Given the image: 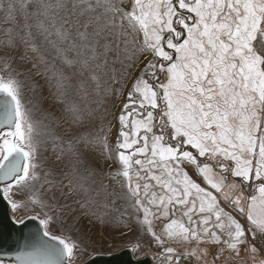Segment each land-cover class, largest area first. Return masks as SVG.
Masks as SVG:
<instances>
[{
    "label": "snow or ice",
    "instance_id": "6c2138e0",
    "mask_svg": "<svg viewBox=\"0 0 264 264\" xmlns=\"http://www.w3.org/2000/svg\"><path fill=\"white\" fill-rule=\"evenodd\" d=\"M3 202L39 226L0 264L111 222L156 264H264V0H0Z\"/></svg>",
    "mask_w": 264,
    "mask_h": 264
},
{
    "label": "water",
    "instance_id": "95a60500",
    "mask_svg": "<svg viewBox=\"0 0 264 264\" xmlns=\"http://www.w3.org/2000/svg\"><path fill=\"white\" fill-rule=\"evenodd\" d=\"M38 226V220H26L25 225L13 223L11 209L7 207L6 202L0 203V255H10L17 243L29 233L35 232ZM128 248L96 254L78 264H154L150 256L136 258L132 252L128 251Z\"/></svg>",
    "mask_w": 264,
    "mask_h": 264
},
{
    "label": "crops",
    "instance_id": "0c3cea01",
    "mask_svg": "<svg viewBox=\"0 0 264 264\" xmlns=\"http://www.w3.org/2000/svg\"><path fill=\"white\" fill-rule=\"evenodd\" d=\"M120 104H121V101H120ZM120 104H119V106H120ZM113 111H115V109H113ZM114 133H115V129H114ZM29 215H33V213H29ZM136 236H137V232H136L135 225H133L132 231H129L127 228H124L122 225H118L115 222H111L107 225L97 223L95 226L90 227V231L88 232V236L86 238H83V239L85 242H88L87 239H89L90 237H93V238H90L89 241H92V242H98L99 241V242L104 243L109 238L110 241L108 240L109 241L108 243H111L113 241H115V242L125 241L128 238L134 240ZM127 244H129V243H127ZM84 248L87 249L86 247H84ZM105 249L106 248L104 247L103 250H105ZM145 256H151V255L146 253L139 258H143Z\"/></svg>",
    "mask_w": 264,
    "mask_h": 264
},
{
    "label": "rangeland",
    "instance_id": "374dc122",
    "mask_svg": "<svg viewBox=\"0 0 264 264\" xmlns=\"http://www.w3.org/2000/svg\"><path fill=\"white\" fill-rule=\"evenodd\" d=\"M115 104H116L115 110H117L119 107L120 101H115ZM21 213L24 215L23 212H21ZM28 215H29V213H28ZM161 226L162 225L158 224L157 229H159V227H161ZM90 238H93V237H90ZM89 239H87L88 242L84 241V244L81 245L82 247L87 248V249H85L87 254L83 255L78 263H81V262L89 259L91 256L96 255V254L116 252L122 248L129 247V244H127V243H129L130 240L132 241V239L128 238L125 241H120V242L113 241L111 243H108L110 241V239L108 238L104 243H102L99 241L98 242H92V241H89ZM104 247L106 248L105 250H103ZM155 251H156V249L154 246L150 248L149 246L145 245L141 252L136 253L137 255L135 254L136 255L135 257L139 258V257L143 256L144 254L148 253L151 255L150 257L152 258L153 253ZM209 259H211V257H209ZM154 264H156L155 261H154Z\"/></svg>",
    "mask_w": 264,
    "mask_h": 264
},
{
    "label": "built area",
    "instance_id": "2783aa9c",
    "mask_svg": "<svg viewBox=\"0 0 264 264\" xmlns=\"http://www.w3.org/2000/svg\"><path fill=\"white\" fill-rule=\"evenodd\" d=\"M18 215H23L22 213H18Z\"/></svg>",
    "mask_w": 264,
    "mask_h": 264
}]
</instances>
